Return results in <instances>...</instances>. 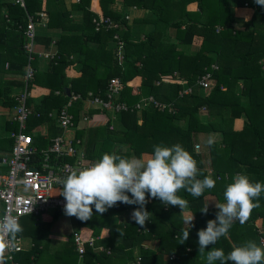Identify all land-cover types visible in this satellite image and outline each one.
<instances>
[{
    "label": "trees",
    "instance_id": "16d2710c",
    "mask_svg": "<svg viewBox=\"0 0 264 264\" xmlns=\"http://www.w3.org/2000/svg\"><path fill=\"white\" fill-rule=\"evenodd\" d=\"M43 1L25 0L21 8L12 0H0V108L16 105L11 90L22 88L23 82L4 80L3 75L24 74L23 32L27 17L44 11ZM99 2L102 15L116 28L95 31L90 0L72 6L82 12L81 23L73 27L69 11L47 12V28L72 33L60 36L56 56L44 71L38 69V53L33 55L35 74L28 85L30 92L41 87L48 93L38 101L28 98L26 132L47 124V140L40 147L50 145L60 130L48 115L69 101V88L79 97L69 108L75 139L83 145L85 158L105 170L75 173L58 185L79 201L73 211L75 224L90 229L94 238L80 264H135L137 258L139 264H264V0H120L124 7L148 13L137 21L151 26L139 39L130 37L126 13L110 8L115 0ZM191 3L197 4L195 12L187 11ZM243 7L253 10L248 21L235 16V9ZM115 34L123 42L122 59L116 54ZM36 45L49 51L51 40L36 37ZM73 64L80 77L68 79L64 71ZM205 74L212 83L207 92L197 85ZM166 76L173 82L165 83ZM112 78L123 84L121 101L134 106L152 96L164 109L122 112L115 115L119 127L112 112L95 107L84 113L82 99L89 93L104 98ZM187 89L190 92L184 93ZM85 117L84 126L78 127ZM11 124L3 127L1 150L12 145L7 133L17 131V123ZM214 134L218 138L209 137ZM200 136L206 138V152L196 149ZM143 154L151 155L146 178L108 173L112 166L129 171ZM207 199L218 204H207ZM227 199L237 202L230 216L221 208ZM61 213L55 212V218ZM104 228L108 236L100 239ZM98 247L103 250L95 252ZM66 250L68 255L60 260L79 264L73 239ZM32 254L20 255V263L36 264L40 252L30 261Z\"/></svg>",
    "mask_w": 264,
    "mask_h": 264
},
{
    "label": "built area",
    "instance_id": "2783aa9c",
    "mask_svg": "<svg viewBox=\"0 0 264 264\" xmlns=\"http://www.w3.org/2000/svg\"><path fill=\"white\" fill-rule=\"evenodd\" d=\"M12 2L21 8L25 7V0H12ZM43 18L44 14H38L36 18L27 17L22 47L28 56V61L23 75V89L15 96L16 105L12 118V121L17 123V131L10 133L12 140L10 153L0 160V165L6 169L0 180V202L2 204L0 214V264H3L5 259L10 264H18L15 262L14 255L22 251L21 242L19 238H13L11 235L21 219L31 215L70 212L79 209V201L72 199L68 190L62 189L59 192L58 185L63 178L74 172L79 174H101L105 172L100 166L87 160L84 154L81 153L80 140H75L74 137L68 139L66 136L67 132L74 128V119L69 108L72 102L79 99L78 96H70L69 101L58 112L57 124L62 133L55 137L46 149H39L34 144L32 135L26 132L27 118L31 114V110L27 106V100L30 95L28 85L34 76L31 62L35 53V29L42 25ZM126 19L128 20L127 16ZM93 23L96 32L117 27L109 18L104 17L94 19ZM113 39L116 42L117 50L122 49L123 42L119 36L114 35ZM210 77V74L203 75L198 79L197 85L204 90L209 89L212 86ZM170 79L163 78L166 82H173L171 77ZM181 83L184 84V82ZM122 90L123 84L120 79L112 78L108 82L104 98L96 96L90 98V102L99 108L112 112L114 115L148 107L164 109L152 96L143 97L134 106H130L120 100ZM188 92H190V89L184 91V93ZM110 129L112 130L113 126H110ZM196 149H199V146H196ZM51 156H54L57 160L63 157H72L74 161L73 163L62 164L55 171L49 165ZM37 157H40V159ZM37 159L41 164L40 168L33 166V162H36ZM107 171L112 176L131 175L130 171H123L117 166H112ZM229 220L233 221L235 218L232 217ZM73 241L80 264L85 253V246L93 247L94 238L85 240L81 234H74ZM261 244L264 246L263 240H261ZM94 250L99 252L103 249L98 247ZM139 263L140 258H137L135 264Z\"/></svg>",
    "mask_w": 264,
    "mask_h": 264
},
{
    "label": "crops",
    "instance_id": "0c3cea01",
    "mask_svg": "<svg viewBox=\"0 0 264 264\" xmlns=\"http://www.w3.org/2000/svg\"><path fill=\"white\" fill-rule=\"evenodd\" d=\"M77 1L78 0H44L43 1L44 3L42 6L44 7V11L38 13V14H44L43 23L41 26H38L35 29V32H36V37H38L39 39H50L51 45H50L49 51H45L44 50L45 48L41 45L35 46V52L38 53V55H37L38 56V69L40 71H44L48 65V62L50 60L54 59V57L56 56V52H55L54 48H55L56 42L60 39V36L63 34L72 33V31L63 32L60 29H49V28H47V22H48L47 12L57 10V9L69 11L71 13L69 18L74 21L73 24L71 25L73 27V26H75V24H80L82 21V12L80 10L72 8V6L74 4H77ZM99 1L100 0H90L89 10H90V12H92L93 14L96 15V17L93 18V20L99 19L100 17H104L102 15V10H101ZM110 8L112 10L118 12V13H122V12L126 13V15L128 17L127 24L131 29L130 37H132L133 39L142 38L143 33L147 32L151 28L150 25L140 26V24L137 22L138 20L143 19V18L148 16L147 11L144 9H138L134 6L124 7L120 3V0H115V3H113L110 6ZM196 10H197V4L196 3H191L187 6V11H189V12H195ZM2 12H3V14H6V9H3ZM252 14H253V10L250 8H244L243 7V8H236L235 9V16L240 21L250 20L252 17ZM75 33L79 34L80 31L76 30ZM115 35H117V34H115ZM90 45L94 46L93 44H90ZM195 49H196L195 47L189 48V51L194 52ZM72 58H73V56H71L69 59L71 60ZM27 61H28V56H27ZM26 65H25V67H26ZM25 67H24V70H25ZM5 68H7V64L5 65ZM64 73H65L66 78H68V79H76V78L80 77V72L77 70L75 64L69 65L65 69ZM34 74H35V70H34ZM23 75L4 74L3 79L4 80H21L23 82V85H24ZM166 77H169V76H166ZM162 80H163V77H162ZM165 83H168V82L165 81ZM138 84H139V81L136 80L135 85H138ZM22 89H23V87L22 88L16 87V86L12 87L11 95H12V97H14V100H15V96L18 95ZM67 90L70 91L69 88ZM47 93H48V91L46 89L41 88V87H36V88L32 89L29 97H32L38 101L43 96L47 95ZM54 95L60 96L61 93L59 91H55ZM72 95L73 94L71 93V91H70L69 96L66 93V96L69 97V99H70V96H72ZM103 95L105 96V92ZM88 96H90V97L87 99H82V104H83L82 111L84 113H87L88 111L92 110L93 108L98 107V106H95L94 104H92L90 102L91 93H89ZM145 97H147V96H145ZM57 114L58 113L53 111V112L49 113L48 116L56 119V123H57V118H56ZM203 115H204V113H203ZM13 116H14V109L9 110L7 108H0V136H2V134H3V127L5 126V122H8L11 124V122H13L12 121ZM115 117H116L115 115H112V120H114V126L119 127L118 123L115 122ZM82 121L83 122H81V124L78 126L80 128L83 127L85 122H86V120H84V118ZM57 127L60 130V134H61L62 130L60 129L58 124H57ZM75 131H76V127L74 126V128L71 131L67 132L66 136L68 137V139H71L73 137L75 139ZM11 132H14V131H9L7 133V136L9 137L10 140H11V138H10ZM31 134H32V136L34 135L36 137L34 144L39 149H46L48 146H50V145H48L47 147H43V148L40 147V145H43L45 140H47V124H42L38 128H34L31 131ZM209 137L216 139V137L218 138V134L209 135ZM52 140L53 139L49 140L50 144H51ZM75 140H77V139H75ZM80 148H81L80 149L81 153L85 154L83 145ZM10 150H11V147L9 150H4V149L1 150L0 149V157L2 158L3 156H7L10 153ZM65 158H70L71 160L74 161V158H72V157H63L59 160H57L55 157H54V160H52V158L50 157L49 165L56 171L57 167L61 166L62 164L70 163V162H61ZM38 159H40V158H38ZM38 159L36 161H38ZM38 163H39V161H38ZM150 164H151V155L143 154L141 156V163H139V164L133 163V165L131 167L132 169L129 170L131 172L130 177H132L133 180L135 178H139V177L141 179L146 178L148 173H149L148 169H149ZM38 166H41V164L39 163ZM0 169H1L0 176L3 177L5 172H6V169L4 167H2L1 165H0ZM75 173L76 172H74L72 174H75ZM72 174H70V175H72ZM76 174H79V173H76ZM69 176H67L66 178H68ZM63 179H65V178H63ZM62 189H66V188L65 187L64 188H61V187L58 188L59 192H61ZM233 203H235L237 205L236 199L225 200L221 204V208L223 209L224 213L227 216H230V215L235 213V210L232 208ZM207 204L217 205L218 202L214 199H207ZM73 211L62 212L59 215V217H57V218H55V214H54L55 212H50V213H46V214H41L39 216H35V218H31L29 216V217H25V218L21 219L19 224L16 226L14 232L11 235L13 238H19V240L21 242V247H22V251L14 255L15 262H17L18 264H23L22 262L20 263V261H19L20 255H23L25 253H30L31 251L37 255V252L39 251L40 255H39V258H38V261L36 264H64V261L60 260V256L61 255H68V252L66 250L67 249V242L70 239H74V234H81L82 238L85 240H87L88 238H93L92 237V231L90 229L84 228V227H81V228L77 227V225L75 224V221H74V215H73L74 212ZM1 212H2V204L0 202V214H1ZM134 215L141 216L142 213H141V211H135ZM122 217H125V216L122 215ZM260 226H261V220H258L256 222V227L259 228ZM107 236H108V229H105V228L102 229L101 234H100V239H105ZM73 243H74V241H73ZM74 246H75V244H74ZM151 247L154 248L155 244H153ZM95 252H98V251H95ZM34 254H32L29 257L30 261H32L34 259ZM6 261H8V260L5 259L3 264H5ZM8 264H10L9 261H8ZM29 264H33V263H29Z\"/></svg>",
    "mask_w": 264,
    "mask_h": 264
},
{
    "label": "rangeland",
    "instance_id": "374dc122",
    "mask_svg": "<svg viewBox=\"0 0 264 264\" xmlns=\"http://www.w3.org/2000/svg\"><path fill=\"white\" fill-rule=\"evenodd\" d=\"M115 48H117V46H115ZM116 54H117V57L118 58H120V59L123 58L122 49H118L117 52H116ZM170 77L171 76H169V77H163V78H168V80H171ZM209 89L205 90V92H207ZM202 113L203 112H201L200 114L202 115ZM4 134L6 135V133H4ZM203 138L206 139L205 136H200L198 138V140L196 141V146H199V149H197L198 151L206 152L207 151V145L202 141ZM227 200H229V199H227ZM232 208L236 211L237 205L235 203H233L232 204Z\"/></svg>",
    "mask_w": 264,
    "mask_h": 264
},
{
    "label": "water",
    "instance_id": "95a60500",
    "mask_svg": "<svg viewBox=\"0 0 264 264\" xmlns=\"http://www.w3.org/2000/svg\"><path fill=\"white\" fill-rule=\"evenodd\" d=\"M66 93H67L68 96L70 95V91L69 90H67Z\"/></svg>",
    "mask_w": 264,
    "mask_h": 264
}]
</instances>
